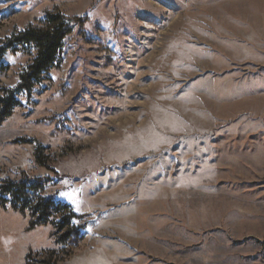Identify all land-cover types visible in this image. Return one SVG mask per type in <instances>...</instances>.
<instances>
[{"label": "rangeland", "instance_id": "obj_1", "mask_svg": "<svg viewBox=\"0 0 264 264\" xmlns=\"http://www.w3.org/2000/svg\"><path fill=\"white\" fill-rule=\"evenodd\" d=\"M55 12L78 21L0 125V184L51 178L78 234L0 205V264H264V0H0V47Z\"/></svg>", "mask_w": 264, "mask_h": 264}, {"label": "trees", "instance_id": "obj_2", "mask_svg": "<svg viewBox=\"0 0 264 264\" xmlns=\"http://www.w3.org/2000/svg\"><path fill=\"white\" fill-rule=\"evenodd\" d=\"M77 21L59 12L47 13L42 21V27H27L0 47V71L7 69L2 60L8 51H20L31 56V61L20 73L18 86L0 88V125L12 115L16 107L21 105L18 95L29 96L34 86L41 83L44 75L59 66L64 45ZM35 158L37 163L49 169L39 151H36ZM51 181L52 179L48 177L33 179L24 177L19 181H3L0 184V205L10 204L13 210L21 213L29 211L33 218L30 228L35 225H46L50 223L53 215H59L60 220L53 223L54 235L58 236L59 242L64 243L78 234V229L72 225L76 216L68 204L56 202L54 196L41 195ZM40 264L51 263L49 259H44Z\"/></svg>", "mask_w": 264, "mask_h": 264}, {"label": "snow or ice", "instance_id": "obj_3", "mask_svg": "<svg viewBox=\"0 0 264 264\" xmlns=\"http://www.w3.org/2000/svg\"><path fill=\"white\" fill-rule=\"evenodd\" d=\"M61 195L63 196V195H67V193H61Z\"/></svg>", "mask_w": 264, "mask_h": 264}]
</instances>
